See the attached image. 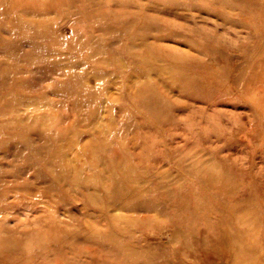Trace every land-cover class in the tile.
<instances>
[{"label": "rangeland", "instance_id": "rangeland-1", "mask_svg": "<svg viewBox=\"0 0 264 264\" xmlns=\"http://www.w3.org/2000/svg\"><path fill=\"white\" fill-rule=\"evenodd\" d=\"M239 8L0 0V264H264Z\"/></svg>", "mask_w": 264, "mask_h": 264}, {"label": "bare ground", "instance_id": "bare-ground-1", "mask_svg": "<svg viewBox=\"0 0 264 264\" xmlns=\"http://www.w3.org/2000/svg\"><path fill=\"white\" fill-rule=\"evenodd\" d=\"M239 6L241 12H234L232 19L226 20L236 23L238 20L233 16L236 18L242 14L252 19L251 29L246 32L250 36V43L243 50L231 54L227 52V58L221 61L227 62L224 68L233 87L249 103V116L260 119L264 124V0H239ZM227 12L223 14L224 17Z\"/></svg>", "mask_w": 264, "mask_h": 264}]
</instances>
